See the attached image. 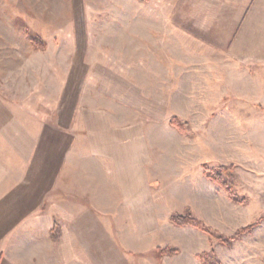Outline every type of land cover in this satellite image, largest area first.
Listing matches in <instances>:
<instances>
[{
    "label": "rangeland",
    "instance_id": "374dc122",
    "mask_svg": "<svg viewBox=\"0 0 264 264\" xmlns=\"http://www.w3.org/2000/svg\"><path fill=\"white\" fill-rule=\"evenodd\" d=\"M181 1L0 0V193L18 184L41 135L86 120L94 129V107L124 115L126 156L140 143L138 186H121L136 174L129 156L124 169L94 170L91 204L70 209L92 216L71 225L83 252L77 264H203L202 253L221 264H264V74L187 63ZM172 117L186 124L182 132ZM106 144L114 151L111 138ZM202 164L232 166L245 204L207 179ZM187 212L224 237L262 220L221 244L169 222ZM166 247L179 253L158 261L155 250Z\"/></svg>",
    "mask_w": 264,
    "mask_h": 264
},
{
    "label": "crops",
    "instance_id": "0c3cea01",
    "mask_svg": "<svg viewBox=\"0 0 264 264\" xmlns=\"http://www.w3.org/2000/svg\"><path fill=\"white\" fill-rule=\"evenodd\" d=\"M180 32L187 63L202 65L208 73L229 63L250 74H264V0H182ZM101 111L97 106L81 114L83 120L86 113L92 114L94 129L84 120L85 125L76 122L67 133L52 130L39 137L31 158L24 154L20 181L5 185L0 193V264H77L83 252L76 253L71 225L92 216H77L70 209L91 204L92 195L86 196L92 193L93 171L100 169L103 175L105 167L107 172L124 169L131 156L136 174L128 182L121 180V186L140 184L139 141L132 142L127 157L122 149L129 137L118 118L124 115L117 108ZM110 138L114 151L106 152ZM62 174L70 177L72 187L66 188Z\"/></svg>",
    "mask_w": 264,
    "mask_h": 264
},
{
    "label": "trees",
    "instance_id": "16d2710c",
    "mask_svg": "<svg viewBox=\"0 0 264 264\" xmlns=\"http://www.w3.org/2000/svg\"><path fill=\"white\" fill-rule=\"evenodd\" d=\"M140 2H145L147 0H138ZM31 41H33V44L35 48L40 47L39 39L32 38ZM169 125L176 128L180 132H182L186 126V124H182L181 121L176 118L172 117L169 120ZM203 167V173L204 176L213 181L218 186L224 188L226 193L228 194V197L235 203L245 204V200L243 198H240L236 193L233 191V186L231 182V172L233 167L232 166H218L214 168H210L207 166V164H202ZM262 218H259L254 223L248 224L244 227L239 228L236 233L233 236L230 237H224L220 233H218L215 229L212 227L204 224L202 220L196 218L191 213L187 212L186 214H176L172 213L169 217V222L177 227H192L195 228L202 233L206 234L210 238L215 239L221 244H230L234 240L238 239L241 235L249 232L252 230L255 226H257L261 222ZM179 253L178 249L175 248H157L155 250V258L160 261L165 256H174ZM198 260H200L203 264H221L220 261L212 258L211 256L202 253L197 256Z\"/></svg>",
    "mask_w": 264,
    "mask_h": 264
}]
</instances>
